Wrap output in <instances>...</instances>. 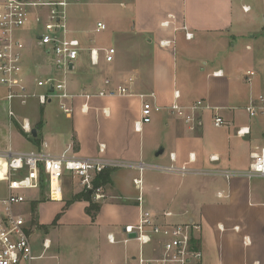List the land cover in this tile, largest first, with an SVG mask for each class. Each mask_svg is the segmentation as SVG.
Segmentation results:
<instances>
[{"label": "crops", "instance_id": "crops-1", "mask_svg": "<svg viewBox=\"0 0 264 264\" xmlns=\"http://www.w3.org/2000/svg\"><path fill=\"white\" fill-rule=\"evenodd\" d=\"M104 1L70 0V36L81 44L75 69L68 75L69 92L78 96L70 102L74 113L66 115L56 99L45 105L37 97L25 105L19 100L9 104L8 90L0 85V151L67 152L209 174L111 169V183L93 197L100 207L94 216L87 213V201H75L83 191L70 175L64 177L62 191L54 199L43 181L39 189L26 192L28 200L19 209L36 264H133L139 244L122 243V230L138 222L140 195L161 224L200 225L196 248L203 258L198 264H264V179L211 174L245 171L252 154L264 149H259L264 144V120L252 119L245 111L252 99L264 95V0H118L130 11L102 12L88 29L86 8ZM30 14L28 26L16 35L25 44L22 76L28 93L39 96L46 90L37 82L59 72L49 50L38 45L43 25L35 18L46 20L48 9H30ZM99 22L106 24L112 42L90 38L89 34L101 33L96 32ZM186 33L193 35L191 40ZM110 48L116 55L107 63L103 50ZM91 50H96V62ZM248 71L256 73L250 82ZM130 79L133 83L128 87L136 95L155 94L156 99L147 100L163 108L139 132L135 125L143 104L138 96L81 97ZM55 100L56 108L51 106ZM199 100L212 109L199 114L194 130L169 111L175 101L190 106ZM9 108L14 117L9 116ZM217 115L225 126H214ZM24 122L31 134L23 130ZM241 129L245 132L239 135ZM7 175V161L2 159L0 183L6 193L0 198L8 194ZM135 180L142 181L141 189ZM167 212L173 216L164 218ZM109 235L118 243H110Z\"/></svg>", "mask_w": 264, "mask_h": 264}, {"label": "built area", "instance_id": "built-area-1", "mask_svg": "<svg viewBox=\"0 0 264 264\" xmlns=\"http://www.w3.org/2000/svg\"><path fill=\"white\" fill-rule=\"evenodd\" d=\"M70 0H0V85L8 90L6 100L11 104L19 100L25 105L32 97H37L40 104L45 105L50 99L59 102L60 109L71 116L74 109L70 102L77 98L69 92L68 75L71 73L70 66L76 64L81 44L79 40L70 36L68 27V8ZM48 9L46 20L37 16L35 22L43 25V33L39 35L38 45L49 50L52 62L58 70V76H51L39 80L37 86L45 89L46 93L34 96L28 93L25 79L22 76V53L25 49L24 42L17 37V31L24 29L30 22V9ZM247 11V9H245ZM107 30L104 22L97 23L96 32ZM192 34L186 33V38L191 40ZM105 61H114L116 50L110 48L103 50ZM91 60L96 62V50H91ZM220 73H216L218 75ZM256 76L254 71L247 72V80L250 82ZM127 84L116 88L104 89L98 94H82L81 97L91 100L94 97H121L138 96L142 101L141 119L135 125L139 132L142 125L150 124L153 114L159 113L163 108L151 103L147 99H156L155 94L136 95ZM110 86V81H105ZM174 98H180L179 91L174 93ZM212 108L202 100L190 106H182L176 101L169 107V111L176 117L184 120L194 130L199 114ZM87 111V107H84ZM246 113L252 119L264 120V95H259L245 108ZM8 114L14 117V112L9 108ZM105 114L107 112L105 111ZM215 127L225 126V120L219 115L214 119ZM23 130L31 134V128L27 122L23 123ZM244 129L238 134H243ZM0 158L7 161V189L8 194L0 198V264H36L38 258L34 252L30 236L27 232L26 219L20 212L28 198L27 191L39 189L42 182L46 181L50 188V197L54 199V192L62 191V181L66 175H70L82 191L94 190V181L107 169L114 168H137L140 171L155 169L165 172H178L182 175L209 174L200 170L189 168L158 167L147 164H132L128 162L109 160L105 158H82L67 152L60 155H51L45 152H14L11 149L0 154ZM226 178L233 176L249 179H264V149L252 154L251 162L247 170L242 172H216ZM141 180H135V184L141 189ZM96 191L99 192L97 189ZM97 197H100L98 194ZM139 204V219L136 224L127 225L122 233L128 243L135 240L139 244V253L133 264H198L202 261L203 254L195 248L196 234L201 231L200 225L186 224H161L158 217L145 208V200L140 195L137 199ZM173 214L164 213V218H170ZM136 234L135 239L129 235ZM110 243H118L113 235L108 236Z\"/></svg>", "mask_w": 264, "mask_h": 264}, {"label": "rangeland", "instance_id": "rangeland-1", "mask_svg": "<svg viewBox=\"0 0 264 264\" xmlns=\"http://www.w3.org/2000/svg\"><path fill=\"white\" fill-rule=\"evenodd\" d=\"M156 1H161V0H156ZM183 1V0H182ZM105 3H102L100 5H98L97 7H89V8H86V11H87V19H86V22H85V25L88 29H93L92 26H95L96 25V20L100 17V15L102 14V12H105L107 13V11H111V10H115L116 14L118 13H122V12H129L130 9L129 8H122L120 6V2L118 0H105L104 1ZM71 11V7L69 8V12ZM101 13V14H100ZM90 38L91 39H94L95 42H100V41H103L105 40V42H109L111 41L112 42V37H111V33L109 31V29H107L106 31H103L101 32L100 34H89ZM189 44V43H188ZM180 44H179V49H180ZM179 62H180V56H179ZM52 107H57V103H56V100L53 102V104L51 105ZM264 144L261 145V148H263ZM4 152V151H0V154ZM3 158H0V160H2ZM5 160V159H3ZM257 179H261V178H257ZM6 193V189L4 187V184L0 183V196L1 195H5ZM80 260V259H79ZM78 260V261H79ZM44 261L38 263V264H42ZM52 264H54V262H52ZM76 264H88V263H85V262H76Z\"/></svg>", "mask_w": 264, "mask_h": 264}, {"label": "trees", "instance_id": "trees-1", "mask_svg": "<svg viewBox=\"0 0 264 264\" xmlns=\"http://www.w3.org/2000/svg\"><path fill=\"white\" fill-rule=\"evenodd\" d=\"M30 138V137H29ZM32 139V137H31ZM33 141H38L37 138L32 139ZM111 169L105 170L103 173H101L99 176L94 181V190H88V191H83L81 194H79L76 198V200H85L89 203V207L87 208V213L91 216L96 215L100 211V207L93 202V197L96 193V190L99 189L100 187L110 184L111 183V175H112ZM44 182H42V185ZM194 245L196 248V241H194ZM197 249V248H196Z\"/></svg>", "mask_w": 264, "mask_h": 264}, {"label": "water", "instance_id": "water-1", "mask_svg": "<svg viewBox=\"0 0 264 264\" xmlns=\"http://www.w3.org/2000/svg\"><path fill=\"white\" fill-rule=\"evenodd\" d=\"M74 69H75V68H74V65H71V66H70V70L73 71ZM32 135H33L34 137L36 136V130H33ZM129 238H131V239H135V238H136V234H131V235H129Z\"/></svg>", "mask_w": 264, "mask_h": 264}, {"label": "bare ground", "instance_id": "bare-ground-1", "mask_svg": "<svg viewBox=\"0 0 264 264\" xmlns=\"http://www.w3.org/2000/svg\"><path fill=\"white\" fill-rule=\"evenodd\" d=\"M57 195H59V193L58 192H54V197H56Z\"/></svg>", "mask_w": 264, "mask_h": 264}]
</instances>
